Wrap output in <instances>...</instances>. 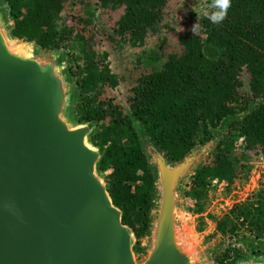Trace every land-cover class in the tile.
<instances>
[{"label":"trees","instance_id":"obj_1","mask_svg":"<svg viewBox=\"0 0 264 264\" xmlns=\"http://www.w3.org/2000/svg\"><path fill=\"white\" fill-rule=\"evenodd\" d=\"M3 1L17 39L68 56L73 120L96 126L90 142L103 151L99 170L136 235L149 229L158 193L144 137L173 163L219 137L192 176L194 213L205 210L213 180L236 175V154L264 158V0H232L220 24L192 10L183 18L172 0H100L77 22L65 14L72 0ZM108 15L114 22L100 24ZM240 205V226L264 237V219L253 213L264 208V194ZM218 228L238 230L227 220ZM232 249L217 259L233 253L228 264L236 263L243 248ZM135 251L143 252L140 242Z\"/></svg>","mask_w":264,"mask_h":264},{"label":"water","instance_id":"obj_2","mask_svg":"<svg viewBox=\"0 0 264 264\" xmlns=\"http://www.w3.org/2000/svg\"><path fill=\"white\" fill-rule=\"evenodd\" d=\"M18 43L0 0V264H202L179 219V189L219 137L177 163L144 137L159 190L139 260L90 142L96 126L72 122L63 57Z\"/></svg>","mask_w":264,"mask_h":264},{"label":"rangeland","instance_id":"obj_3","mask_svg":"<svg viewBox=\"0 0 264 264\" xmlns=\"http://www.w3.org/2000/svg\"><path fill=\"white\" fill-rule=\"evenodd\" d=\"M171 2L175 9H184V18L188 16L186 14H188L191 10L192 12H199L203 14L204 6L209 2V0H172ZM99 3L100 0H72V3L69 4L65 12L66 17L68 20L77 22V16L84 13V11L87 9L90 10V6L98 7ZM2 4L5 16L8 19V22L12 25V22L9 20L7 7L3 0ZM85 16L86 18H89L88 13ZM108 17L101 18L99 23H113L114 16L108 15ZM186 26L190 27L192 26V23L187 22V25L183 23L181 28H187ZM17 41L19 42L18 48L27 47L30 50H38L45 56H50L52 54L62 56L65 72L69 75V68L71 64L69 62L68 56H65L62 50L47 52L38 47L34 42H25L24 40L19 39H17ZM154 43L155 39L152 38L151 44ZM150 48L151 47L148 46L146 49ZM130 56H133V54L130 53ZM71 85L74 91L72 81ZM125 85L126 83H123L119 89H124ZM74 106L75 103L72 107L70 116L72 122L76 125L79 123H76L73 120ZM214 148L211 151H213ZM147 151L153 163L150 151ZM209 153L203 156L195 165V167L189 171L179 189V219L184 230L186 231L187 238L196 242L201 248L204 256L202 264H228L234 258L233 253H231L229 257L223 256V262L217 259L216 255L220 256L221 254H225L227 250H230L228 252H231L233 250L232 248L239 247L243 248L242 257L239 258V260L234 264H264V237L256 238L247 235L244 229L246 225L241 227L240 225L242 221H240L241 219H238L236 216L239 206H241L240 204L254 202L259 194H264V158L259 153H254V151L247 153L242 150L236 154L235 157L232 158L236 169V175L233 176L231 180H213L210 185H208V196L205 199V210L203 213H194L192 210L195 207L196 201L190 195H188V192L191 190L194 170L207 159ZM101 174L103 177H105L102 172ZM253 213L258 218H260V220L264 219V208L253 211ZM255 218L253 220H255ZM225 220L229 222L230 226L234 224L238 227L237 233H225L218 228V224ZM141 229L142 228H140V230ZM149 230L150 226L146 232L141 230L140 234L137 235V243L140 242V245L143 248V252L137 254L139 260H143L146 256L147 247L149 245Z\"/></svg>","mask_w":264,"mask_h":264},{"label":"clouds","instance_id":"obj_4","mask_svg":"<svg viewBox=\"0 0 264 264\" xmlns=\"http://www.w3.org/2000/svg\"><path fill=\"white\" fill-rule=\"evenodd\" d=\"M232 6V0H209L204 6L203 15L213 24L222 23L228 16V11ZM198 15V14H197ZM202 26L197 23L193 26L192 31L197 33ZM177 31L181 32L183 29L177 24Z\"/></svg>","mask_w":264,"mask_h":264},{"label":"bare ground","instance_id":"obj_5","mask_svg":"<svg viewBox=\"0 0 264 264\" xmlns=\"http://www.w3.org/2000/svg\"><path fill=\"white\" fill-rule=\"evenodd\" d=\"M21 48V47H20Z\"/></svg>","mask_w":264,"mask_h":264}]
</instances>
